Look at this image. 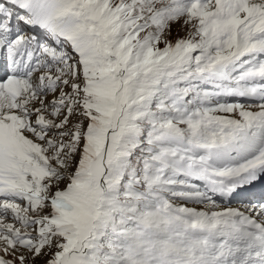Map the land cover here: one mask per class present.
<instances>
[{
	"label": "snow or ice",
	"instance_id": "obj_1",
	"mask_svg": "<svg viewBox=\"0 0 264 264\" xmlns=\"http://www.w3.org/2000/svg\"><path fill=\"white\" fill-rule=\"evenodd\" d=\"M0 264H264V0H0Z\"/></svg>",
	"mask_w": 264,
	"mask_h": 264
}]
</instances>
